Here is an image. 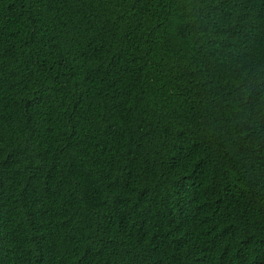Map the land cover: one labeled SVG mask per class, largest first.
Instances as JSON below:
<instances>
[{"label": "trees", "instance_id": "1", "mask_svg": "<svg viewBox=\"0 0 264 264\" xmlns=\"http://www.w3.org/2000/svg\"><path fill=\"white\" fill-rule=\"evenodd\" d=\"M0 264H264V0H0Z\"/></svg>", "mask_w": 264, "mask_h": 264}]
</instances>
